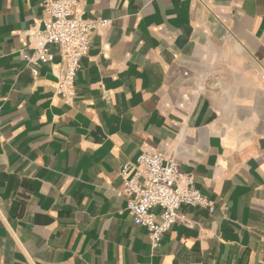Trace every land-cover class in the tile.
<instances>
[{
	"label": "crops",
	"instance_id": "crops-1",
	"mask_svg": "<svg viewBox=\"0 0 264 264\" xmlns=\"http://www.w3.org/2000/svg\"><path fill=\"white\" fill-rule=\"evenodd\" d=\"M82 3L112 25L66 103L59 49L37 77L21 55L42 0H0V264H264V0ZM156 151L228 211L183 207L153 250L119 192Z\"/></svg>",
	"mask_w": 264,
	"mask_h": 264
},
{
	"label": "built area",
	"instance_id": "built-area-1",
	"mask_svg": "<svg viewBox=\"0 0 264 264\" xmlns=\"http://www.w3.org/2000/svg\"><path fill=\"white\" fill-rule=\"evenodd\" d=\"M44 28L33 37V52H21L32 75L37 77L40 64L50 63L52 48L59 49L61 74L57 94L66 103L77 96L76 77L89 56L92 35L111 27L112 22L100 18H84L82 0H42ZM120 177L124 187L119 192L128 198L127 211L134 225L148 231L151 247H161L166 235L176 225L193 228L194 223L182 212L183 207L203 209L211 215L226 214L196 188L195 176L182 172L178 162L163 151L143 152L136 163L123 166ZM159 208L160 214L153 213Z\"/></svg>",
	"mask_w": 264,
	"mask_h": 264
}]
</instances>
